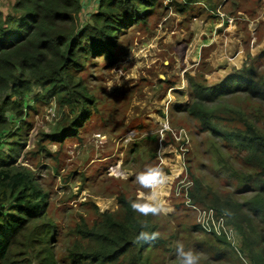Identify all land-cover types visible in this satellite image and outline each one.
<instances>
[{
	"label": "rangeland",
	"instance_id": "374dc122",
	"mask_svg": "<svg viewBox=\"0 0 264 264\" xmlns=\"http://www.w3.org/2000/svg\"><path fill=\"white\" fill-rule=\"evenodd\" d=\"M86 1L84 21L97 10V1L88 5ZM159 3L145 27L118 34L117 47L111 50L117 58L114 62L102 57L80 59L79 68L69 71L93 98L81 117L78 105L48 100L38 89L23 117L10 122L6 135L0 133V153L31 172L48 195L45 221L54 225L49 246L62 264H70L68 253L81 238L82 233H77L81 224L92 227L104 213L122 219L119 197L131 206L162 207L157 214H143L132 207L135 216L142 222L148 220L166 242L164 250L145 251L142 264H181L180 245L198 258V264L237 262L230 249L206 233L191 231L193 222L197 225L198 210L211 211L215 219L221 217L228 228H234L225 214L216 216L212 208L193 205L187 192L193 177L211 189L210 197L215 194L222 200L243 202L252 195L237 189L230 169L246 173L253 169L244 164L242 151L201 131L183 107L191 103L188 79L214 87L236 70L252 65L257 74L264 75V0H203L184 14L176 13L179 0ZM12 5L0 0V11L7 16ZM194 38L206 46L194 45ZM206 108L225 118L214 122L222 132L241 129L240 123L230 122L241 111L264 133V102L244 93ZM77 118L78 125L69 129ZM143 139L146 147H138ZM149 168L159 169L164 176L155 189L142 186L137 179ZM239 238L235 236L233 242L237 244ZM33 247L29 257L40 264L45 257L43 238ZM204 247L214 258L219 250H226L234 262H215Z\"/></svg>",
	"mask_w": 264,
	"mask_h": 264
},
{
	"label": "trees",
	"instance_id": "16d2710c",
	"mask_svg": "<svg viewBox=\"0 0 264 264\" xmlns=\"http://www.w3.org/2000/svg\"><path fill=\"white\" fill-rule=\"evenodd\" d=\"M9 1L13 2L10 14L6 16L0 11V133L3 135L11 121L23 117L29 102L35 101L32 93L38 89L48 100L56 98L59 103L78 105L81 117L93 98L81 80L73 81L69 71L79 68L80 59L102 57L112 62L111 50L117 47L118 34L145 27L149 14L160 6V0H97V10L84 21L82 0ZM179 1L176 13L184 14L188 7L203 0ZM261 55L264 57V52ZM252 67L236 70L214 87L188 79L191 103L183 107L201 131L242 151L244 164L253 169L251 173L230 169L237 189L252 195L243 202L232 198L222 200L215 194L210 197L211 189L203 188L193 177L192 189L187 192L193 205L212 208L216 216H227L234 236L240 237L236 250L224 237L205 234L194 222L191 231L208 235L216 244L230 249L236 264H244L240 257L247 264H264V133L241 111H236V120H230L240 123L241 129L222 132L214 122L225 118L209 113L206 106L242 93L264 102V75L257 74ZM228 116L233 117V113ZM79 118L71 122L69 129L78 125ZM59 138L63 139V135ZM143 141L138 147H146V139ZM13 160L0 153V264H34L29 254L32 255L39 237L45 245V257L40 264H62L49 246L54 225L45 221L48 195L34 175ZM118 204L123 210L122 219L104 213L103 219L92 227L81 224L77 232L82 233L81 238L68 253L70 264H142L145 251L164 250L166 242L156 235V227H149L148 220L138 219L124 197L118 198ZM204 249L209 253V249ZM210 256L215 262L232 260L227 258L226 250H219L215 258Z\"/></svg>",
	"mask_w": 264,
	"mask_h": 264
},
{
	"label": "clouds",
	"instance_id": "9594fccd",
	"mask_svg": "<svg viewBox=\"0 0 264 264\" xmlns=\"http://www.w3.org/2000/svg\"><path fill=\"white\" fill-rule=\"evenodd\" d=\"M137 179L142 186L152 189L164 182L163 173L156 168H149L145 173L140 174ZM132 207L143 214H157L162 210L161 206H154L150 203H134ZM177 252L181 264H198V258L192 252H185L182 245L178 247Z\"/></svg>",
	"mask_w": 264,
	"mask_h": 264
},
{
	"label": "built area",
	"instance_id": "2783aa9c",
	"mask_svg": "<svg viewBox=\"0 0 264 264\" xmlns=\"http://www.w3.org/2000/svg\"><path fill=\"white\" fill-rule=\"evenodd\" d=\"M183 1V0H181ZM197 225L200 226L202 231L206 234H212L218 237H224L227 242L236 250L237 244L233 242L234 232L232 229L228 228L225 225L223 218L215 219L211 211L198 210L196 217ZM241 261L244 264H247L246 260L243 257H240Z\"/></svg>",
	"mask_w": 264,
	"mask_h": 264
},
{
	"label": "crops",
	"instance_id": "0c3cea01",
	"mask_svg": "<svg viewBox=\"0 0 264 264\" xmlns=\"http://www.w3.org/2000/svg\"><path fill=\"white\" fill-rule=\"evenodd\" d=\"M83 1V0H82ZM92 1H97V0H87L86 1V4L88 5V4H90ZM193 20H196V17L195 16H193ZM164 21H165V19H164ZM167 27V26H166ZM193 27V24L190 26V28H192ZM200 27H202V25L200 26ZM193 30L195 29V25H194V27L192 28ZM193 43H194V45H199V47L200 46H203L204 44H201L200 43V40L198 39V40H196L195 38H194V40H193ZM204 46H206V45H204ZM226 60L228 59V57H224ZM217 85V84H216Z\"/></svg>",
	"mask_w": 264,
	"mask_h": 264
}]
</instances>
